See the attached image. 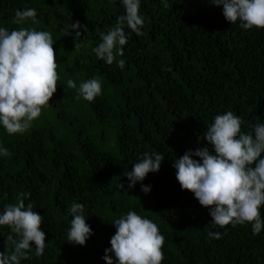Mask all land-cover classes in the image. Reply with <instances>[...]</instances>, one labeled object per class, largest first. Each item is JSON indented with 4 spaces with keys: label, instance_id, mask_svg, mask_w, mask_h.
I'll return each instance as SVG.
<instances>
[{
    "label": "trees",
    "instance_id": "obj_1",
    "mask_svg": "<svg viewBox=\"0 0 264 264\" xmlns=\"http://www.w3.org/2000/svg\"><path fill=\"white\" fill-rule=\"evenodd\" d=\"M167 3L140 0L144 34L125 25L128 40L116 58L125 61L121 69L93 49L125 14L122 0H0V27L52 34L60 76L51 105L27 132L9 135L0 125V146L10 152L0 156V214L24 200L44 216V254L36 257L33 246L20 264H107L105 249L116 232L111 222L129 211L158 225L162 264H264V229L256 235L251 224L214 226L209 208L181 189L172 167L188 150L214 154L204 133L216 115L232 111L243 132L264 123V29L230 24L223 6L208 0ZM27 8L36 9L38 23H13L16 11ZM76 22L88 30L73 29ZM93 77L102 95L94 102L77 98L80 83ZM68 79L76 89L67 88ZM145 152L162 153L161 167L128 188L123 173ZM73 203L84 205L93 230L84 246L66 240ZM210 231L221 238H209ZM9 235L0 226V252L10 255Z\"/></svg>",
    "mask_w": 264,
    "mask_h": 264
},
{
    "label": "clouds",
    "instance_id": "obj_2",
    "mask_svg": "<svg viewBox=\"0 0 264 264\" xmlns=\"http://www.w3.org/2000/svg\"><path fill=\"white\" fill-rule=\"evenodd\" d=\"M165 8L167 0H162ZM215 6H223L222 14L230 24L240 22L245 30L264 29V0H208ZM125 14L117 17L116 26L100 33L102 42L93 49L97 58L106 64L114 62L123 69L125 61L123 46L128 36L127 25L137 36H142L145 17L140 13V0H122ZM38 23L35 8L17 10L15 24ZM73 29L87 26L76 22ZM77 34H81L78 32ZM55 40L49 31H37L31 27H20L9 31L0 27V125L9 135L27 132L33 122L49 107L50 99L57 91L60 76L54 50ZM80 45L76 44L75 48ZM67 88L76 89L73 79L67 80ZM102 95V83L93 77L78 88V97L94 102ZM242 119L228 111L214 117L204 136L213 146L214 154L207 147L188 150L174 159L176 179L182 190L191 191L199 203L209 208L212 224L219 228L251 224L253 234L264 229V123L252 126V131H242ZM9 150L0 146V156L8 157ZM200 159H194L193 157ZM164 156L160 152L143 153L131 171L123 173L129 180L128 188L142 182L150 172H157ZM123 187V184H121ZM148 193L149 185L141 184ZM72 215L67 241L84 246L93 230L86 223L84 205L73 203L69 208ZM44 216L33 210L32 203L24 200L4 205L0 214V226H8L13 235L8 236L14 250L9 255L0 252V264H20L30 259L35 247V256L44 254L46 234L41 230ZM116 232L110 239L111 247L105 249L103 259L107 264H162L165 237L158 225L142 217L136 211L111 222ZM209 238L220 239V232L210 231Z\"/></svg>",
    "mask_w": 264,
    "mask_h": 264
}]
</instances>
